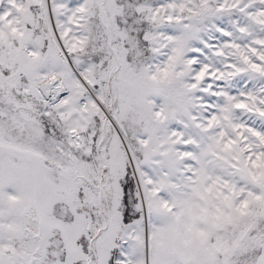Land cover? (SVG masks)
<instances>
[{"label":"snow or ice","instance_id":"obj_1","mask_svg":"<svg viewBox=\"0 0 264 264\" xmlns=\"http://www.w3.org/2000/svg\"><path fill=\"white\" fill-rule=\"evenodd\" d=\"M0 264H264V0H0Z\"/></svg>","mask_w":264,"mask_h":264}]
</instances>
